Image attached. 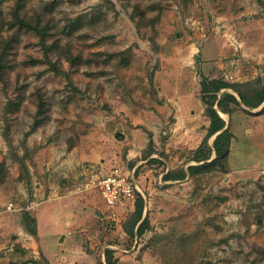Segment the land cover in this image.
Here are the masks:
<instances>
[{
    "label": "rangeland",
    "instance_id": "374dc122",
    "mask_svg": "<svg viewBox=\"0 0 264 264\" xmlns=\"http://www.w3.org/2000/svg\"><path fill=\"white\" fill-rule=\"evenodd\" d=\"M203 78L237 96L218 160ZM263 88L264 0H0V251L54 202L96 264H264ZM114 169L141 193L110 209Z\"/></svg>",
    "mask_w": 264,
    "mask_h": 264
},
{
    "label": "crops",
    "instance_id": "0c3cea01",
    "mask_svg": "<svg viewBox=\"0 0 264 264\" xmlns=\"http://www.w3.org/2000/svg\"><path fill=\"white\" fill-rule=\"evenodd\" d=\"M222 92L230 93L227 89L221 90ZM233 96L237 97L235 94L231 93ZM264 101L259 105H263ZM258 106V107H259ZM257 108V107H256ZM220 117V116H219ZM224 122L225 120L220 117ZM222 132V131H221ZM133 176L134 173L128 172ZM104 204V203H103ZM54 202L46 204L44 208V214L40 217L41 220L38 221V242L25 241L24 237L19 233L22 229L14 230V234L11 237L14 239L12 246L8 247L6 250H1L0 253V264H35L40 256H42L47 264H96V260L92 258H80L74 253V240L69 238V236L64 234V237L56 245L52 244V240L59 231L69 229L71 220L61 217L60 215V204L53 206ZM4 230L0 229V232ZM5 235V234H4ZM63 235V234H62ZM3 236V235H2ZM51 244V245H50ZM21 245L22 251H17L14 246ZM1 249V246H0ZM95 259V258H93ZM11 260V262H10ZM33 262V263H32ZM101 263V262H100Z\"/></svg>",
    "mask_w": 264,
    "mask_h": 264
},
{
    "label": "trees",
    "instance_id": "16d2710c",
    "mask_svg": "<svg viewBox=\"0 0 264 264\" xmlns=\"http://www.w3.org/2000/svg\"><path fill=\"white\" fill-rule=\"evenodd\" d=\"M14 17L15 19H17V23L20 28L33 30L41 37L44 36V32L40 28H38L37 26L31 25L30 23L22 19L19 14L15 13ZM230 87L231 86L229 84H227L226 82L222 80L214 79V80L209 81L203 78L201 82V88H200V93L202 95L201 101L204 104H206V112H207V116L209 119V127L207 130L205 139L210 138L222 131L221 133L215 136V139L212 145V150L214 151L216 160H218L224 154V152H226L228 132L226 129L223 130L224 122L219 117L214 106H216L222 113H229V105L238 104L236 97L226 92H222L219 98H217V94H219L221 90H225ZM238 97L240 98V101L246 107H249L251 109L256 108L264 101V88L255 94V97L253 101L251 102L247 101L246 98H244L240 94L238 95ZM202 151H203V148L201 145L197 149L196 154L200 156ZM227 152H228V148H227ZM208 155L209 154H205V156H202V157L197 156L195 157V159L196 161L208 160V157H209ZM211 164H213V162L208 163V164H203L202 166H198L194 168L190 167L188 171L191 175H193L194 173H196L199 170H202L205 167H210ZM166 179H171V177L166 176ZM139 195H140L139 193H136V199L139 197ZM137 212H138V216L140 217L141 216L140 205L137 206Z\"/></svg>",
    "mask_w": 264,
    "mask_h": 264
},
{
    "label": "built area",
    "instance_id": "2783aa9c",
    "mask_svg": "<svg viewBox=\"0 0 264 264\" xmlns=\"http://www.w3.org/2000/svg\"><path fill=\"white\" fill-rule=\"evenodd\" d=\"M93 184L107 208L122 206L126 202H134L138 190L135 179L129 173L114 169L104 176H96Z\"/></svg>",
    "mask_w": 264,
    "mask_h": 264
},
{
    "label": "water",
    "instance_id": "95a60500",
    "mask_svg": "<svg viewBox=\"0 0 264 264\" xmlns=\"http://www.w3.org/2000/svg\"><path fill=\"white\" fill-rule=\"evenodd\" d=\"M226 152H227V149H226Z\"/></svg>",
    "mask_w": 264,
    "mask_h": 264
}]
</instances>
